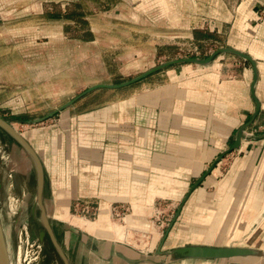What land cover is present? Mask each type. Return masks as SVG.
Returning <instances> with one entry per match:
<instances>
[{
  "label": "crops",
  "instance_id": "obj_1",
  "mask_svg": "<svg viewBox=\"0 0 264 264\" xmlns=\"http://www.w3.org/2000/svg\"><path fill=\"white\" fill-rule=\"evenodd\" d=\"M33 2L15 0L12 13L27 17ZM37 2L42 7L49 0ZM175 2L104 0L94 13L101 12L110 26L115 14L123 12L125 22H155L165 17L170 32L156 33L154 43L177 38L171 31L179 28L189 31L186 37L190 41H203L197 38L199 28L178 26L177 18L172 17V12L177 13ZM167 10L164 16L153 15ZM239 13L229 22L221 20L217 28L218 33H225L227 24H232L228 42L232 47L225 48L234 51L219 53L216 61L202 64L201 68L187 65L167 70L168 82L123 100H112L90 112L72 116L68 111L62 122L63 135L54 140L52 154L44 152L46 160L24 136L35 154L26 150L35 167L37 193L42 189V211L69 264H234L245 257H255L197 258L176 252L187 246L248 248L228 244L227 238H239L252 231L251 239L257 230H252L253 226L264 221V148H259L264 146V139L251 145L243 137L240 146L233 148L239 130L253 119L258 106L259 113L251 124L264 125V18L255 22L248 16L258 15V6H249L247 11L240 6ZM62 18H66L65 12ZM136 43L144 44L139 39ZM127 44L135 41H125ZM97 84L112 83L100 81L92 86ZM231 150L244 152L233 177L219 183L217 195L207 192L206 186L217 176L220 156ZM193 183L197 193L179 215V219L186 215L187 219L191 216V221H202L199 229L190 228L180 236L191 243L170 249L160 244L156 254L147 255L115 237L106 205H134L130 223L138 227L143 224L141 206L152 204L157 197L180 196ZM49 186L52 192L57 191L53 201L60 205L54 217L47 206ZM217 198L211 205V199ZM82 199L101 205L96 221L71 213V205ZM248 209L257 212L244 216ZM52 219L57 221L56 226Z\"/></svg>",
  "mask_w": 264,
  "mask_h": 264
},
{
  "label": "rangeland",
  "instance_id": "obj_2",
  "mask_svg": "<svg viewBox=\"0 0 264 264\" xmlns=\"http://www.w3.org/2000/svg\"><path fill=\"white\" fill-rule=\"evenodd\" d=\"M37 1L34 0L28 16L22 17V14L12 13L15 0H0V117L25 136L45 160L44 152L52 154L54 140L63 135L62 122L68 111L72 116L90 112L112 100H123L145 88L168 82L167 70L187 65L201 68L205 63L183 60L130 86L92 91L54 116L40 122H35V119L61 108L96 82L121 83L174 59H207L221 48L232 47L228 44L233 34L232 24H227L225 33H218L217 28L221 20L229 22L234 16L239 17L240 6H244L246 11L249 6H258V15L248 13V16L255 22L264 18V0H256V3L255 0H173L177 13L172 12V17L177 18L178 26L199 28L197 38L203 41H190L186 37L189 31L179 28L176 32L171 31L177 38H163L154 43L156 33L170 32L165 17L155 22L149 19L145 23L135 20L125 22L123 12L115 14L110 26L101 12L94 13L104 0H49L42 7ZM64 12L66 18H62ZM168 12L155 11L153 15L164 16ZM138 39L144 44L137 45ZM130 40L135 44L125 45V41ZM218 55L212 60L216 61ZM243 137L251 145L260 142L264 139V125L249 124ZM243 154L234 150L223 152L218 160L217 176L206 186L207 192L217 195L219 183L226 177H233L235 165L240 164ZM194 183L180 196L157 197L152 204L141 206L140 221L143 224H138V227H132L130 223L136 210L134 205L115 204L114 207L120 208L119 216L110 204L106 205L112 227H122L123 238L118 239L135 245L147 255L156 254L160 244L170 249L191 243V240L180 236H184L190 228L199 229L202 221H191V216L187 219L186 215L179 219V215L197 193L198 188H192ZM56 192L54 189L52 192L50 186L46 190L48 210L53 217L60 208L53 201ZM218 199H211V205H215ZM100 210V204L88 199L71 205L73 215L92 221H96ZM250 212L256 214L257 211L248 209L243 212L244 216L250 215ZM0 216L9 264H63L45 230L43 211L38 203L37 175L31 157L1 125ZM51 223L57 225L56 220L52 219ZM252 230L256 231L251 239L252 231L239 238H227L228 244L249 246L252 253L245 256H255L251 259L245 257L234 264H264V221L255 224ZM43 231L45 236L42 240Z\"/></svg>",
  "mask_w": 264,
  "mask_h": 264
},
{
  "label": "water",
  "instance_id": "obj_3",
  "mask_svg": "<svg viewBox=\"0 0 264 264\" xmlns=\"http://www.w3.org/2000/svg\"><path fill=\"white\" fill-rule=\"evenodd\" d=\"M228 50L234 51L233 49H230V48H221L217 52L212 54L211 57H209L207 59H197V58L176 59V60H172V61L163 63V64L141 74L140 76H137L135 78H132L130 80H127V81H124L121 83L97 84V85L91 86L88 89H86L84 92H82L81 94H79L78 96H76L75 98L70 100L69 102H67L61 108L50 112L47 116L37 118L34 121L40 122V121L45 120L48 117L54 116L59 110H63L64 108H67V107L73 105L79 98H81L82 96H84L87 93H90L92 91H95L98 89H119L122 87L130 86V85L148 77L152 73H154V72H156L162 68H165V67L172 65V64H176V63L181 62L183 60L189 61V62L207 63V62H210L217 54L224 52V51H228ZM258 113H259V106H258V108L254 114L253 119L249 123H247L246 125L242 126V128L239 130V132L237 134L236 143L233 147L234 149L238 148L240 146L241 141H242L243 136H244L245 128L253 122V120L256 118ZM0 125L3 126L4 128H6L10 132V134L25 148V150H27L31 155L35 156L34 151L31 147V145L28 143V141L8 121H6L4 118L0 117ZM221 157L222 156H220V158ZM38 203H39L40 208L43 210L42 189L41 188H39V191H38ZM43 217L45 220V223H44L45 224V230L48 233V235L50 236L51 241H52L55 249L57 250V252L60 255L61 259L63 260L64 264H69L67 256L65 255L61 246L59 245V243L56 239V236H55V234L51 228V225H50L45 213H43ZM44 236H45V231H43L41 234L42 240H43ZM176 252H177V254H179L180 256H183V257H197V258H233V257L249 255L252 253V251L248 248L211 247V246H187V247L177 249ZM0 264H9L8 248H7V243H6V239H5V232H4L1 216H0Z\"/></svg>",
  "mask_w": 264,
  "mask_h": 264
},
{
  "label": "bare ground",
  "instance_id": "obj_4",
  "mask_svg": "<svg viewBox=\"0 0 264 264\" xmlns=\"http://www.w3.org/2000/svg\"><path fill=\"white\" fill-rule=\"evenodd\" d=\"M2 141V140H1ZM3 143V142H2ZM10 208V207H9ZM17 210V209H16ZM114 227V228H113ZM113 232L116 233L115 237L118 238H123V234H122V227L120 226H113ZM27 232V231H26ZM126 234V233H125ZM125 239V238H124ZM11 264V263H10Z\"/></svg>",
  "mask_w": 264,
  "mask_h": 264
},
{
  "label": "built area",
  "instance_id": "obj_5",
  "mask_svg": "<svg viewBox=\"0 0 264 264\" xmlns=\"http://www.w3.org/2000/svg\"><path fill=\"white\" fill-rule=\"evenodd\" d=\"M115 204H117V203H110V206H111L112 210H115L116 214L119 216L120 215V208L119 207H114Z\"/></svg>",
  "mask_w": 264,
  "mask_h": 264
}]
</instances>
